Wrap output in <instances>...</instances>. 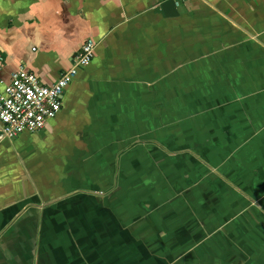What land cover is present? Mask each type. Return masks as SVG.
<instances>
[{
  "label": "crops",
  "instance_id": "1",
  "mask_svg": "<svg viewBox=\"0 0 264 264\" xmlns=\"http://www.w3.org/2000/svg\"><path fill=\"white\" fill-rule=\"evenodd\" d=\"M88 38L0 137V264H264V0H0V92Z\"/></svg>",
  "mask_w": 264,
  "mask_h": 264
},
{
  "label": "built area",
  "instance_id": "2",
  "mask_svg": "<svg viewBox=\"0 0 264 264\" xmlns=\"http://www.w3.org/2000/svg\"><path fill=\"white\" fill-rule=\"evenodd\" d=\"M95 45L86 39L72 57L71 66L52 85H43L37 75L23 67L12 72L0 92V137L12 139L23 132L42 130L60 111L65 88L91 62Z\"/></svg>",
  "mask_w": 264,
  "mask_h": 264
}]
</instances>
